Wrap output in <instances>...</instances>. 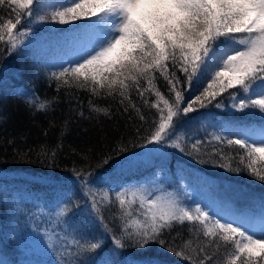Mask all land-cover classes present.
Instances as JSON below:
<instances>
[{
    "label": "trees",
    "instance_id": "trees-1",
    "mask_svg": "<svg viewBox=\"0 0 264 264\" xmlns=\"http://www.w3.org/2000/svg\"><path fill=\"white\" fill-rule=\"evenodd\" d=\"M34 3L37 8L34 16L26 14L27 10L21 12L15 30L16 48L10 49L6 31L5 39L0 41V184L8 192L13 189L39 191L48 201L55 193L63 192L58 199L56 220L50 222L64 230L51 243L61 264H98L111 257L113 248L119 252V257L125 256L135 264H199L204 255L200 248L214 253L213 260L217 264H226L223 242L218 251L214 245L210 246L209 238L203 236L198 222L185 221L170 231L166 229L163 239L169 242L167 246L152 241L139 247L136 243L139 237L135 233L144 225L143 213L147 208L146 205L141 207V199L158 198L144 193L129 198L124 190L129 181L156 179L163 186L161 200L172 201L193 214L200 208L210 213L213 221L225 222L214 203L206 209L198 203L200 196L210 192L219 204H225L227 210L250 209L248 222L263 217L264 180L249 169L251 161L246 150L235 144L229 146L224 141L240 138L236 134L239 128L246 134L252 130H259L261 134L264 112L258 108L239 111L233 106L230 95L239 90L228 89L205 107L195 104L196 111L187 114L181 111L174 118L175 135L159 144L148 143L159 116L167 114L155 91H144L141 97L133 86L126 93L128 98H124L118 91L109 95L108 89L102 88L93 93L90 84L81 88L71 77L65 84L53 76L69 67L66 61L58 62L49 56L58 37L79 35L95 17L60 24L51 19L52 6H58L60 0H34ZM16 11L19 10L14 6L11 11L7 4L0 6V22L9 15L15 22ZM166 63L169 73L183 78L179 64L172 67L171 60ZM154 75L156 88L169 103H174L175 95L168 91L164 77L159 72ZM210 82H194L188 86L182 81L180 108L200 96ZM146 88V81L141 79L140 91ZM42 103L43 108L40 107ZM153 103H158L163 113L151 107ZM214 137H223L224 141H216ZM193 138L205 142L199 152L191 150ZM253 140L250 137L249 142ZM154 145L161 146L160 154L154 155L144 170L139 171L129 164L132 156ZM217 152L221 154H215ZM158 158L163 160L164 169H160ZM252 166L264 174V161H257ZM81 169L91 182L83 191L76 176V171ZM190 178L201 188L194 199L188 195L189 189L185 185L190 186L187 183ZM205 181L209 184L203 185ZM89 189L97 200L104 198L100 211L102 222L94 218L92 196L87 194ZM68 195L72 196L71 204H68ZM119 197L125 198L124 206L119 204ZM65 204L70 211L61 215L60 210ZM8 213L1 203L0 257L6 256L15 263L18 256L14 254L15 238L10 235L12 224ZM129 233L133 235L129 236ZM61 237L68 241L64 242ZM115 239H121L124 246L117 247ZM75 240H81L83 247L74 244ZM85 241L98 243L99 247L89 250ZM55 245L61 249L65 245L63 255L62 251H55ZM177 252L182 255L175 254Z\"/></svg>",
    "mask_w": 264,
    "mask_h": 264
},
{
    "label": "snow or ice",
    "instance_id": "snow-or-ice-1",
    "mask_svg": "<svg viewBox=\"0 0 264 264\" xmlns=\"http://www.w3.org/2000/svg\"><path fill=\"white\" fill-rule=\"evenodd\" d=\"M5 4L10 6V11L11 6L19 10L14 13L15 22L11 15L0 22V41L5 39L6 31L10 49H14L17 46L15 30L20 23L21 12L27 10L26 14L34 16L37 8L34 0H0V6ZM52 7L51 19L60 24L96 18L83 27L81 42L67 61L69 67L53 73V76L65 84L71 77L81 88L90 84L93 93L102 88H107L109 95L118 91L124 98H128L126 93L133 86L141 97L144 91H155L167 114L159 116L148 143L159 144L175 135L174 118L181 111L185 114L196 111L195 104L205 107L228 89L239 90L230 93L233 106L239 111L258 108L264 112V0H62L58 6ZM169 60L172 67L179 64L183 78L168 72L169 64L166 62ZM156 72L166 80L168 91L174 93V103H169L156 88ZM141 79L148 85L143 91H140ZM209 80L211 82L202 94L181 109L182 81L192 86L194 82ZM44 106L40 104L41 108ZM151 107L163 113L158 103ZM140 118L143 120L144 116ZM236 134L240 138L214 139L246 150L251 161L249 169L264 180V174L252 166L257 161H264V129L261 130L259 146L254 140L249 142L250 137L246 133L237 131ZM204 144L199 138H193L191 150L199 152ZM174 146L185 151L179 144ZM76 176L82 191L89 188L91 182L84 170H77ZM87 194L92 196L94 218L102 222L100 211L104 198L97 200L90 189ZM67 201L72 203L71 195L67 196ZM140 203L142 208L145 205L147 208L143 213L144 225L135 233L139 237L136 241L139 247L152 241L167 246L169 242L163 239L166 229L170 231L185 221L198 222L199 230L209 238L210 246L214 245L218 251L220 242H223L226 264H264V222L257 235L236 220L213 221L211 214L200 208L193 214L172 201L142 198ZM68 204L60 210L61 215L70 211ZM119 204H126L124 197H119ZM125 214L131 215L130 212ZM104 226L107 230V225ZM74 242L83 247L81 240ZM85 242L89 250L99 247L98 243ZM114 243L117 247L124 246L121 239H115ZM200 252L204 255L199 264H217L213 260L214 253L210 254L204 248H200ZM175 254L182 255L180 252Z\"/></svg>",
    "mask_w": 264,
    "mask_h": 264
},
{
    "label": "rangeland",
    "instance_id": "rangeland-1",
    "mask_svg": "<svg viewBox=\"0 0 264 264\" xmlns=\"http://www.w3.org/2000/svg\"><path fill=\"white\" fill-rule=\"evenodd\" d=\"M60 1L62 2V0ZM82 35L83 28L79 35L69 34L59 36L57 42H55L51 48V52L49 53L50 58L58 62H67L73 57L74 51L81 42L80 38ZM238 131L243 133L244 130L239 128ZM247 134L259 145L261 139L259 130H256V132L252 130L247 132ZM160 150L161 146L154 145L150 147L149 150L139 152V154L132 156L130 158L132 159V163L129 164L139 171L144 170L146 163L150 162L154 155L160 154ZM157 161L160 169H164L165 165L163 164V160L158 158ZM187 183H189L190 186L183 182L189 189L188 195L194 199L201 191V188L192 182V178H190ZM203 183V185L209 184L208 181ZM126 187L127 189L124 190V192L129 198L144 193L148 196L160 199L163 192V186L156 179L132 180L126 184ZM62 193L63 192L55 193L54 196L50 197V201H48L46 196L39 191H33L31 193V191H18L13 189L11 192H8L5 186L0 184V205L3 203L9 212L8 214L12 224V233L10 235H14V246L16 247L14 254L16 253L18 256V260L15 263L6 256H4V258L0 257V264H61L58 256L52 251L51 243L54 242L56 235L63 234L64 230L61 231L58 229V227H60L59 225L50 222L54 223L57 213H59L57 203ZM215 194L217 193L215 192ZM198 203L202 206L204 205L203 207L205 209L215 204L222 219L225 221L236 220L238 223L242 222L249 227L250 231H254L259 235L261 224L264 222V216L248 222L247 219L252 212L250 209H243L238 212L234 211L233 208H228L227 210L225 204H219L218 201L215 200V196L210 192H205L204 195L200 196ZM43 221H47V223H43ZM61 239L64 242L68 241L65 237H61ZM64 249L65 245H63L62 249L55 245V251H62V255L63 251L66 250ZM98 264L135 263L130 262L125 256L119 257V252L113 248L111 257L102 259Z\"/></svg>",
    "mask_w": 264,
    "mask_h": 264
}]
</instances>
